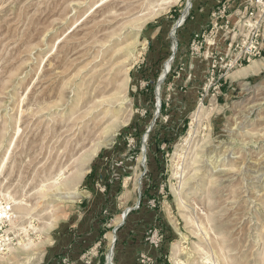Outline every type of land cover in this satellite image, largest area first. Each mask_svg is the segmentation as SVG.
I'll list each match as a JSON object with an SVG mask.
<instances>
[{
	"label": "rangeland",
	"instance_id": "rangeland-1",
	"mask_svg": "<svg viewBox=\"0 0 264 264\" xmlns=\"http://www.w3.org/2000/svg\"><path fill=\"white\" fill-rule=\"evenodd\" d=\"M203 1L0 0V264H264V56L187 45Z\"/></svg>",
	"mask_w": 264,
	"mask_h": 264
},
{
	"label": "built area",
	"instance_id": "built-area-1",
	"mask_svg": "<svg viewBox=\"0 0 264 264\" xmlns=\"http://www.w3.org/2000/svg\"><path fill=\"white\" fill-rule=\"evenodd\" d=\"M234 1L224 0L212 11L210 34L214 32L215 36L218 31L229 27ZM232 28L235 40L231 42L224 55L213 59V67L215 68L226 61L225 66L231 69L264 56V0H250L247 2ZM199 38L200 34L194 36L191 43L192 47L198 45L199 41L197 40ZM14 219L15 210L12 200L0 195V254L6 252L12 243L9 231ZM143 257L145 259V256ZM144 259L142 263L145 262Z\"/></svg>",
	"mask_w": 264,
	"mask_h": 264
},
{
	"label": "crops",
	"instance_id": "crops-1",
	"mask_svg": "<svg viewBox=\"0 0 264 264\" xmlns=\"http://www.w3.org/2000/svg\"><path fill=\"white\" fill-rule=\"evenodd\" d=\"M206 1H203L202 5L201 4L197 5L198 9L195 10L193 15L190 17V19H188V22L184 30H182L183 32L182 34L183 35L188 34V37H186L187 45L192 43L193 41L192 38L194 35L203 33V36L206 37L205 42L207 46L212 44L216 46V48H220V50H225L226 46L228 45L227 43L229 42V40H231V42L235 40V35H233L232 33L234 31L232 27H234L235 22L238 19V16L241 15L245 4L249 2L250 0H235L233 2L232 15L230 18L229 27L228 28L225 27L224 29L218 31L215 36H214V32L212 34H210L209 32L211 29V21H212L211 13L214 9H216L217 5L224 0H206ZM247 68L248 69L250 68V69L246 71ZM263 71H264V59L255 61L251 65L237 70L234 80H238V79L242 80V79H247L249 77H255V76H258ZM120 242L121 240L119 239V243ZM139 244H140L139 241L138 240L134 241L133 236H131L128 240V250L130 252L134 249L136 250L137 245ZM131 245H135V246H131ZM146 255L148 254L146 253ZM139 256H140V253H137V252L136 253H121V255H118V258H122L120 259L122 261L118 262V264H137L136 259ZM97 258L94 259L93 257L92 262L90 264H100L101 259H97ZM83 264H86V263H83Z\"/></svg>",
	"mask_w": 264,
	"mask_h": 264
},
{
	"label": "bare ground",
	"instance_id": "bare-ground-1",
	"mask_svg": "<svg viewBox=\"0 0 264 264\" xmlns=\"http://www.w3.org/2000/svg\"><path fill=\"white\" fill-rule=\"evenodd\" d=\"M169 2V1H168ZM166 3V2H165ZM163 4H161V3H158V5H150V7L148 8V10H147V13H144V15L139 19V21H138V25L135 27L137 30H138V28L140 29L142 26H143V24H145L148 20H150L151 18H153V17H155V16H157V15H159L160 13H162L165 9H166V7H163L162 6ZM164 13V12H163ZM182 22V21H181ZM179 24H182V23H179ZM58 43V42H57ZM123 49V48H122ZM174 49H176V46H174ZM117 51V50H116ZM115 51V52H116ZM119 51H120V49H119ZM119 51H118V53H119ZM121 52V51H120ZM255 65V64H254ZM253 65V66H254ZM115 67L113 66V69H114ZM129 68V67H128ZM112 69V68H111ZM250 69V68H249ZM248 68H247V70L246 71H248L249 70ZM127 70H129V69H127ZM169 70V65L167 66V69H166V72ZM245 71V70H244ZM111 72V71H110ZM115 75V78H116V76L117 77H119V76H121V72H119V70H118V72L116 73V74H114ZM123 76V75H122ZM113 80V79H112ZM111 81V80H110ZM115 81V80H114ZM111 84H112V81H111ZM109 85V84H108ZM124 87V86H123ZM123 87H121V86H118L117 87V90L116 91H118V90H122V88ZM104 98V97H103ZM116 98V97H115ZM102 99V98H101ZM106 100V99H105ZM116 100H118V98H116ZM108 101V100H107ZM116 102H114V104H115ZM103 105H104V103H103ZM115 106V105H114ZM113 106V107H114ZM116 107V106H115ZM123 107V106H122ZM121 108V107H120ZM115 110V109H114ZM107 113L108 112H110V110H107L106 111ZM118 112H120V111H118ZM110 114V113H109ZM108 114V115H109ZM120 116V115H119ZM107 118V115L106 116H104V119H106ZM96 120V119H95ZM101 120H102V118H101ZM94 122V121H93ZM101 123V122H100ZM100 123H96V127L100 124ZM122 123V122H121ZM120 122H115V124H113L112 126H110V127H106V128H108L107 129V131H106V129H105V131H106V134L105 135H107V138L106 139H104V140H102V141H100V145L101 144H105L106 142H108V141H110V138H112V135H113V132L119 127V125L121 124ZM121 126V125H120ZM93 127V126H92ZM95 129V128H94ZM95 132V131H94ZM96 133V132H95ZM104 134V133H103ZM100 145H97L96 147H94L91 151H88V152H86V154L87 155H84V158L82 157V159H84V163L82 164V166H81V168H82V173H86L87 171V169L85 168V165H86V163L87 162H89V160H91L92 159V157L96 154V152H97V150L99 149V146ZM6 160H7V158H6ZM81 164V163H80ZM3 168H4V162H2L1 164H0V173L2 172V170H3ZM85 168V169H84ZM81 170V169H80ZM219 170V169H218ZM222 170V169H221ZM228 171V170H227ZM230 171V170H229ZM232 172V171H231ZM84 176V175H83ZM82 176V177H83ZM74 180L75 179H73V180H69L67 183H73L74 182ZM61 188V187H60ZM72 197V196H71ZM16 204V203H15ZM18 204V203H17ZM17 221V220H16ZM15 221V222H16ZM31 245H33L32 243H31ZM30 247V246H29ZM28 247V248H29ZM13 248H12V246L11 245H9V247H8V249L7 250H12ZM26 250V249H25ZM34 250H36V249H34ZM9 252V251H8ZM37 254V253H36ZM4 255V254H3ZM2 257H4V256H2ZM3 261H4V259H3ZM40 262V261H39ZM4 264V263H3ZM11 264V263H10Z\"/></svg>",
	"mask_w": 264,
	"mask_h": 264
},
{
	"label": "trees",
	"instance_id": "trees-1",
	"mask_svg": "<svg viewBox=\"0 0 264 264\" xmlns=\"http://www.w3.org/2000/svg\"><path fill=\"white\" fill-rule=\"evenodd\" d=\"M84 204V203H83Z\"/></svg>",
	"mask_w": 264,
	"mask_h": 264
}]
</instances>
